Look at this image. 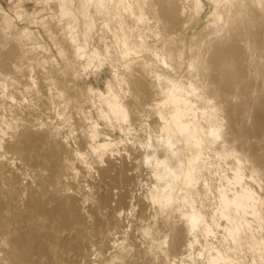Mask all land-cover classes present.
<instances>
[{
  "label": "bare ground",
  "instance_id": "bare-ground-1",
  "mask_svg": "<svg viewBox=\"0 0 264 264\" xmlns=\"http://www.w3.org/2000/svg\"><path fill=\"white\" fill-rule=\"evenodd\" d=\"M35 1L64 35L24 58L2 9L0 264H264V0Z\"/></svg>",
  "mask_w": 264,
  "mask_h": 264
},
{
  "label": "rangeland",
  "instance_id": "rangeland-1",
  "mask_svg": "<svg viewBox=\"0 0 264 264\" xmlns=\"http://www.w3.org/2000/svg\"><path fill=\"white\" fill-rule=\"evenodd\" d=\"M56 3H57V1H56ZM52 5H53V9L56 10V4L53 3ZM41 7L43 8L44 5H42L41 3H37L35 0H0V19H1L2 15H3L2 9H5L13 17H16V15H15L14 12H16V10H18L19 8L22 11H24L22 13L24 15L26 13V16H24L23 18L25 19L27 17V19H28V17H29V19H28V20H30L29 22H31V21H33V22L29 23L27 19L24 20L22 18L21 20H19V19L16 18L17 26L18 27H21L22 30L24 31V38H26V42H27V46H26L27 48L24 47L22 49L23 57L24 58H27V57H30V56L35 57V55H36V57H39L40 56L39 58L41 59V57H44L45 55L48 57V55H49L50 57H48V60L50 61L49 63L51 64V60H53L54 57H59L58 56V53L56 52L57 50H56V44H55L56 41L55 40L58 39V38H61L64 34L61 33V30L59 28H57V27H59L58 26L57 19H52V18H51L52 20L49 19V18L44 19L45 16L48 17L50 10H49L48 7H46L47 10H44L43 12H41L40 11V9H42ZM210 7L211 6L208 4V7L206 8L205 12L203 13L204 15L202 16V21L201 22H205L206 16L209 14ZM39 11H40V13H39ZM73 11L75 12L76 10L73 8ZM45 13H46V15H45ZM75 14L78 17V21L77 22H78V25H79L80 29H83L84 28V21H83V19L81 18V16H79V12H75ZM41 18H43L45 21H43V19L41 21ZM39 20L42 23L39 22ZM53 20H54V22H51ZM46 21H47V25L45 24ZM48 21H49V24H48ZM52 23H53V25H54V23H56V25H54L55 28L53 29L54 32H51L52 31V28H53V26H51ZM31 24H33V25H31ZM48 29H50V30H48ZM29 30H31L32 32H30ZM49 31L51 33H53L52 36H50L51 34L49 33ZM55 31H56V33H55ZM36 53L38 55L40 53V54H42V56L41 55L37 56ZM42 63L43 64H47V65L45 66V65L38 64V65L35 66V73H37V74H35V79L37 81H39L37 83L38 84V87L39 88L42 87V88H40L41 89V92H42V93L40 92L41 93V97L43 96L42 98L43 99L45 98L44 100H47L48 101L49 98H51V96H53V95L55 96V90L56 89L54 90V86H53V83H52V80H51L52 79V77H51L52 72L50 71L51 70L50 64L48 62H46V61L45 62H42ZM101 69H102V71H101ZM110 69H111V67L109 65H107V63L104 64L102 68H98L96 66L94 68V66H92V68L90 69L91 75H90V77H89V79L87 81L91 82L94 86H99L101 88H104V81H105L104 77L110 75ZM36 70H37V72H36ZM38 72L41 73V74L39 75ZM36 75H38V76H36ZM94 78H95L96 81L94 80ZM80 84H82V83H80ZM50 85H51V88H50ZM53 112L51 114H49V115H51L53 119H58V117H56L58 115L55 114V112L54 113ZM95 118H97V115L96 114H95ZM148 118H149V121L152 123V125H154V126L157 125V122H156V118L155 117L150 116ZM99 124H100V128L102 127V129H101L102 131L108 132L109 134H111L114 137L115 136L116 137L123 136V133L120 131L119 128H116V127H112L111 128L110 125L106 124L102 120H99ZM107 125L111 129L108 128ZM114 130H115V132H114ZM110 131L112 133H110ZM139 133H140V135L142 137L145 135L141 131Z\"/></svg>",
  "mask_w": 264,
  "mask_h": 264
}]
</instances>
